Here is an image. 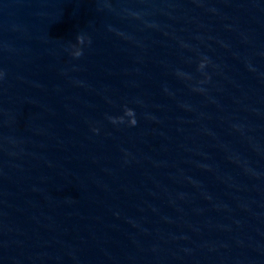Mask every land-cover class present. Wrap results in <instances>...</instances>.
Masks as SVG:
<instances>
[{
    "label": "water",
    "instance_id": "1",
    "mask_svg": "<svg viewBox=\"0 0 264 264\" xmlns=\"http://www.w3.org/2000/svg\"><path fill=\"white\" fill-rule=\"evenodd\" d=\"M0 264H264V0H0Z\"/></svg>",
    "mask_w": 264,
    "mask_h": 264
}]
</instances>
